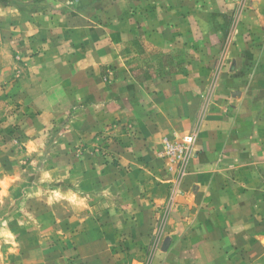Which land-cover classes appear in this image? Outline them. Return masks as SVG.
<instances>
[{"label":"crops","instance_id":"obj_1","mask_svg":"<svg viewBox=\"0 0 264 264\" xmlns=\"http://www.w3.org/2000/svg\"><path fill=\"white\" fill-rule=\"evenodd\" d=\"M126 1L132 8L137 3ZM140 4L148 12H162L160 18L149 13L141 30H150L148 41L163 49L196 44L205 34L224 30L221 15L237 14L224 61L264 59V0H142ZM203 14L211 15L210 22L194 21ZM132 28L128 21L118 43L104 36L87 40L84 46L78 44L82 50L73 59L69 56L75 64L60 75L67 77L64 81L69 89L54 107L77 106L71 123L81 132L78 138H90L97 129L108 126L110 138L126 140L127 130L140 137L126 148L109 145L103 155L82 153L73 166L67 156L63 182L68 190L63 199L76 210L77 235L91 236L78 243V251L85 264H141L170 192L167 222L170 234L177 238L165 254L158 251L151 264H231L230 257L249 246L246 238L256 232L240 225L246 219L235 221L239 212L232 217L227 214L229 205L239 203L231 194L243 189L241 183L231 180L236 166L228 164H238L244 154L245 109L252 102L261 108L263 102L233 96L237 90L219 86V80L207 95L215 73L212 68L197 67L195 62L183 72L138 81L126 70L116 49L127 41ZM208 44L220 45L222 41L211 39ZM209 52L208 61L213 62L216 56ZM224 64L219 77L237 76L236 64L227 68ZM102 66L109 67L107 81L102 79ZM253 74L264 75V70L254 69ZM204 102L207 105L197 128L195 121ZM81 126H88L86 132ZM165 139L188 146L182 162L176 158V163L170 164L164 158ZM256 153L252 150L253 156ZM87 210L91 213L83 216ZM247 219L249 223L259 217L254 214ZM97 221L108 223L96 225ZM236 237L245 240L235 244ZM256 247L262 250L264 246ZM127 257L130 262L124 261Z\"/></svg>","mask_w":264,"mask_h":264},{"label":"rangeland","instance_id":"obj_2","mask_svg":"<svg viewBox=\"0 0 264 264\" xmlns=\"http://www.w3.org/2000/svg\"><path fill=\"white\" fill-rule=\"evenodd\" d=\"M141 1L137 0L132 8L126 0H0V264H85L78 243L90 240L91 236L77 235L80 230L75 220L76 210L63 199L68 190L63 182L67 156L73 166L82 153L94 151L103 155L109 145L126 148L139 142L140 137L135 131L133 134L127 130L126 140L110 138L108 126L83 140L77 137L81 132L71 123L77 106H54L69 89L64 81L67 77L60 75L75 64L72 59L76 52L82 50L87 40L91 42L98 37L107 36L112 43L120 42L128 21L134 28L129 30L127 41L116 49L126 70L138 81L152 75L183 72L195 62L197 67L212 68L215 73L206 88L207 95L219 80V86L237 90L233 96L244 95L248 100L256 98L263 102L261 108L252 102L242 115L244 154L241 162L229 161L228 167L236 166L237 172L231 180L241 183L243 189L231 194L239 203L229 205L227 214L232 217L239 212L236 222L242 218L247 221L254 214L259 217L258 221L241 222L240 225L250 227L256 235L246 238L249 243L245 244L250 245L234 253L230 257L231 264H264V247L262 250L256 247L264 246V75L253 74L254 69L264 70V59L224 61L228 51L226 42L237 14L221 15L220 22L226 25L224 30L205 34L196 44L163 49L150 43L146 36L150 30L143 31L141 26L148 20L149 13L158 18L163 14L155 10L148 12V8L141 7ZM149 1L157 0H145ZM210 20L211 15L203 14L194 21ZM211 39L222 44H208ZM209 51L216 56L213 62L208 61ZM223 64L224 68L236 64L237 76L219 77ZM100 70L102 79L109 80V67L102 66ZM206 105L204 102L196 118L197 128ZM87 127L81 126L85 132ZM169 145L175 149L180 145L183 154L188 146L167 139L162 141L164 158L175 164L176 153ZM252 150L256 155H252ZM183 160L181 155L179 162ZM170 199L169 192L141 264H151L158 251L165 254L177 238L170 234L171 226L167 222ZM87 211L82 215L91 213ZM107 223L97 221L95 224ZM242 242L235 238V244ZM124 261L131 260L127 257Z\"/></svg>","mask_w":264,"mask_h":264},{"label":"built area","instance_id":"obj_3","mask_svg":"<svg viewBox=\"0 0 264 264\" xmlns=\"http://www.w3.org/2000/svg\"><path fill=\"white\" fill-rule=\"evenodd\" d=\"M168 147H172V149L174 150L173 153H176V158H180L181 155L183 154V149L180 145H176V149L175 147L170 146V145Z\"/></svg>","mask_w":264,"mask_h":264}]
</instances>
